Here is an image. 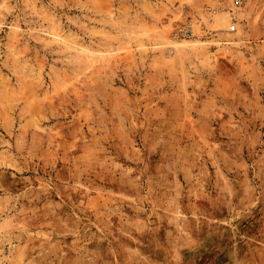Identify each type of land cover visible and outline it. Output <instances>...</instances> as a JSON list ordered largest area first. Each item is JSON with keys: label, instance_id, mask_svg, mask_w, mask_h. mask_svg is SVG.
I'll return each instance as SVG.
<instances>
[{"label": "rangeland", "instance_id": "374dc122", "mask_svg": "<svg viewBox=\"0 0 264 264\" xmlns=\"http://www.w3.org/2000/svg\"><path fill=\"white\" fill-rule=\"evenodd\" d=\"M234 1L0 0V264H264V0Z\"/></svg>", "mask_w": 264, "mask_h": 264}, {"label": "built area", "instance_id": "2783aa9c", "mask_svg": "<svg viewBox=\"0 0 264 264\" xmlns=\"http://www.w3.org/2000/svg\"><path fill=\"white\" fill-rule=\"evenodd\" d=\"M248 0H235L234 4L236 7H242L247 3ZM237 30V24H236V19L232 18L231 26L229 27L230 32H234Z\"/></svg>", "mask_w": 264, "mask_h": 264}]
</instances>
